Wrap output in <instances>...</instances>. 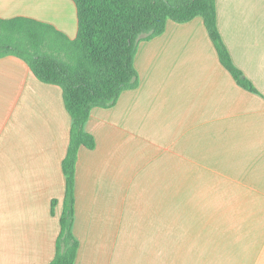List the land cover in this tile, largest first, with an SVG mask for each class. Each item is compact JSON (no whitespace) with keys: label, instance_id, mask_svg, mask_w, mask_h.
Here are the masks:
<instances>
[{"label":"crops","instance_id":"obj_1","mask_svg":"<svg viewBox=\"0 0 264 264\" xmlns=\"http://www.w3.org/2000/svg\"><path fill=\"white\" fill-rule=\"evenodd\" d=\"M216 14L260 94L220 64L199 16L140 41L138 86L85 123L74 264H264V0H216ZM17 16L76 36L73 0H0L1 18ZM70 124L59 86L0 57V264L53 257Z\"/></svg>","mask_w":264,"mask_h":264},{"label":"trees","instance_id":"obj_2","mask_svg":"<svg viewBox=\"0 0 264 264\" xmlns=\"http://www.w3.org/2000/svg\"><path fill=\"white\" fill-rule=\"evenodd\" d=\"M77 32L71 39L52 25L17 16L0 17V57L27 63L41 82L60 87L70 119L69 140L61 162L65 192L55 253L49 264H74V176L81 146L95 147L85 123L94 107L113 106L121 92L138 86L134 57L140 41L165 30L168 20L185 23L201 17L217 58L238 86L260 94L233 63L217 25L216 0H73ZM56 203L51 200V213Z\"/></svg>","mask_w":264,"mask_h":264}]
</instances>
